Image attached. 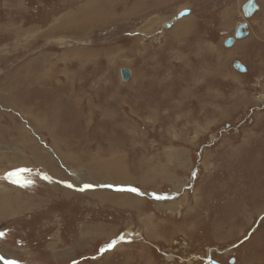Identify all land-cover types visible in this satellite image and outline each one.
<instances>
[{
    "label": "rangeland",
    "instance_id": "rangeland-1",
    "mask_svg": "<svg viewBox=\"0 0 264 264\" xmlns=\"http://www.w3.org/2000/svg\"><path fill=\"white\" fill-rule=\"evenodd\" d=\"M247 1L0 0V264H264Z\"/></svg>",
    "mask_w": 264,
    "mask_h": 264
},
{
    "label": "water",
    "instance_id": "water-1",
    "mask_svg": "<svg viewBox=\"0 0 264 264\" xmlns=\"http://www.w3.org/2000/svg\"><path fill=\"white\" fill-rule=\"evenodd\" d=\"M259 7H260V5L258 4L257 0H248L243 5V11L246 14V16L251 17L255 13V11L257 9H259ZM188 13H189V10L185 9V10L180 11L177 16L180 18V17H182ZM247 27H248L247 22H239L237 29H236V32H235V35L227 37L225 42H224L225 45L226 46H232L238 38H243V37L247 36L249 33ZM233 65L236 69H238L240 71H245L247 69L245 64L242 63L240 60L234 61ZM120 72H121L122 80H124V81H127L132 75V71L129 67L121 68ZM210 256L211 255H209L208 258H206L204 260V262H202V264H226V263H224V262H222L216 258H210ZM230 262L233 263L234 260H231Z\"/></svg>",
    "mask_w": 264,
    "mask_h": 264
},
{
    "label": "bare ground",
    "instance_id": "bare-ground-1",
    "mask_svg": "<svg viewBox=\"0 0 264 264\" xmlns=\"http://www.w3.org/2000/svg\"><path fill=\"white\" fill-rule=\"evenodd\" d=\"M258 10V9H257ZM178 15V14H177ZM244 16L245 17H247L248 18V16H246V14L244 13ZM176 18H179L178 16L176 17ZM182 23V22H181ZM237 29V28H236ZM142 32V31H141ZM144 34V33H143ZM47 155V154H46ZM43 157H44V155H42ZM46 158V157H45ZM44 159V158H43ZM46 160H48V159H46ZM39 162V161H38ZM117 163V162H116ZM50 166V165H49ZM51 167V166H50ZM49 167V168H50ZM53 169V168H52ZM55 170H56V168H55ZM92 170H94V168L92 169ZM108 170V171H107ZM97 172H95L94 174H96V175H98V173L99 174H101L102 175V173H105V171H107L109 174H110V176L113 178V179H115V180H122V181H124L126 178H127V174L125 173V170L124 169H122V168H120V167H112V166H109L108 164H106V165H102V166H100L99 168H97V170H96ZM56 173V172H55ZM73 175L75 176V177H78V173H77V170H74V173H73ZM67 193V192H66ZM105 195V194H104ZM115 202V201H114ZM211 258V257H210Z\"/></svg>",
    "mask_w": 264,
    "mask_h": 264
},
{
    "label": "snow or ice",
    "instance_id": "snow-or-ice-1",
    "mask_svg": "<svg viewBox=\"0 0 264 264\" xmlns=\"http://www.w3.org/2000/svg\"><path fill=\"white\" fill-rule=\"evenodd\" d=\"M10 175H11V173H10ZM131 191H137L136 189H130ZM0 235H2V234H0ZM109 247H112V245H109Z\"/></svg>",
    "mask_w": 264,
    "mask_h": 264
}]
</instances>
